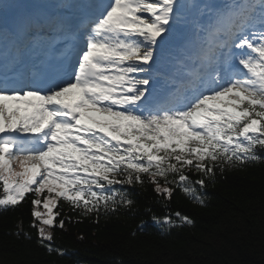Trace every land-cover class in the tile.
Here are the masks:
<instances>
[{
    "label": "snow or ice",
    "instance_id": "1",
    "mask_svg": "<svg viewBox=\"0 0 264 264\" xmlns=\"http://www.w3.org/2000/svg\"><path fill=\"white\" fill-rule=\"evenodd\" d=\"M260 152L264 0H0V210L31 194L49 254L60 201L99 218L147 183L203 206L193 184Z\"/></svg>",
    "mask_w": 264,
    "mask_h": 264
},
{
    "label": "trees",
    "instance_id": "2",
    "mask_svg": "<svg viewBox=\"0 0 264 264\" xmlns=\"http://www.w3.org/2000/svg\"><path fill=\"white\" fill-rule=\"evenodd\" d=\"M185 171L193 182L200 178ZM193 186L203 206L179 188L165 200L147 183L124 186L132 207L99 218L95 213L79 215L60 201L54 211L65 224L54 229L51 246L63 250V256L49 254L38 243L30 227L33 197L27 196L15 209L0 212V264H264V162L244 170H217L204 188ZM177 212L193 224H180ZM166 215L179 226L153 219ZM18 224L30 238L16 235Z\"/></svg>",
    "mask_w": 264,
    "mask_h": 264
},
{
    "label": "bare ground",
    "instance_id": "3",
    "mask_svg": "<svg viewBox=\"0 0 264 264\" xmlns=\"http://www.w3.org/2000/svg\"><path fill=\"white\" fill-rule=\"evenodd\" d=\"M0 212H3V210H0Z\"/></svg>",
    "mask_w": 264,
    "mask_h": 264
}]
</instances>
